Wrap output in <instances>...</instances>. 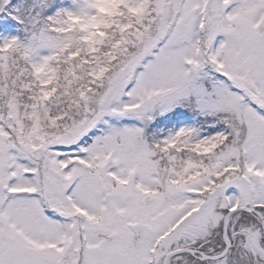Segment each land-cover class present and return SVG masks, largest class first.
<instances>
[{
  "label": "snow or ice",
  "instance_id": "snow-or-ice-1",
  "mask_svg": "<svg viewBox=\"0 0 264 264\" xmlns=\"http://www.w3.org/2000/svg\"><path fill=\"white\" fill-rule=\"evenodd\" d=\"M0 264H264V0H0Z\"/></svg>",
  "mask_w": 264,
  "mask_h": 264
}]
</instances>
